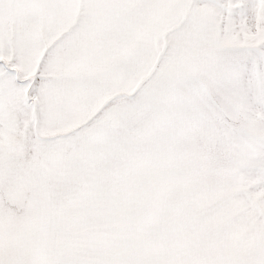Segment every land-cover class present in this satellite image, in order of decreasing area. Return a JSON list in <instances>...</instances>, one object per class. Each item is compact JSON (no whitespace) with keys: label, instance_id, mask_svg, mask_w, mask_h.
<instances>
[{"label":"snow or ice","instance_id":"obj_1","mask_svg":"<svg viewBox=\"0 0 264 264\" xmlns=\"http://www.w3.org/2000/svg\"><path fill=\"white\" fill-rule=\"evenodd\" d=\"M0 264H264V0H0Z\"/></svg>","mask_w":264,"mask_h":264}]
</instances>
